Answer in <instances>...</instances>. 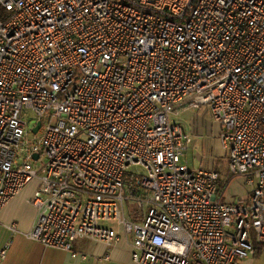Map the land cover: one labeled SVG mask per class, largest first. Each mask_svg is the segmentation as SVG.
<instances>
[{"label": "built area", "instance_id": "obj_1", "mask_svg": "<svg viewBox=\"0 0 264 264\" xmlns=\"http://www.w3.org/2000/svg\"><path fill=\"white\" fill-rule=\"evenodd\" d=\"M203 107L253 187L241 203L181 162L193 136L171 117ZM35 181L23 235L46 248L124 239L133 264L264 249V0H0V211Z\"/></svg>", "mask_w": 264, "mask_h": 264}, {"label": "crops", "instance_id": "obj_2", "mask_svg": "<svg viewBox=\"0 0 264 264\" xmlns=\"http://www.w3.org/2000/svg\"><path fill=\"white\" fill-rule=\"evenodd\" d=\"M183 129L192 136V128L187 130L183 127ZM35 182L28 185L6 208L0 211V249L11 243L6 259L1 261L0 264H89L87 261H89L90 256L86 254L87 246H84L82 242L95 243L98 250L102 249L100 255H97L99 262H112L114 258L123 261L125 260L123 252L126 250L128 254L127 262L133 264L131 247L124 239L113 247H107L104 244L90 240H81L76 246V251L73 250L75 256L72 252L46 248L36 241L27 239L23 233L33 228L38 216L37 209L30 203L38 188V182ZM14 223L17 225L18 232H13L8 228ZM261 249L256 250L242 264H264V249ZM83 255L86 256V259L82 257Z\"/></svg>", "mask_w": 264, "mask_h": 264}, {"label": "rangeland", "instance_id": "obj_3", "mask_svg": "<svg viewBox=\"0 0 264 264\" xmlns=\"http://www.w3.org/2000/svg\"><path fill=\"white\" fill-rule=\"evenodd\" d=\"M171 120L173 123L181 124L187 130L192 128V143L188 151H185L181 157V162L187 164L192 170L206 169L217 171L222 178L223 201L228 204L243 202V199L252 193L253 187L247 184L245 177L232 176L227 159V151L224 150L220 140V125L218 126V124L212 121L207 107H203L200 110H194L192 108L180 109L173 114ZM28 122V130H30L35 121L28 119ZM41 136L42 132L38 135L30 132L28 140L35 142ZM44 161L45 159L42 160V162ZM38 165L40 166L41 162ZM128 172L137 176L145 174V170L141 166H132ZM110 226L117 228L116 224ZM79 241L81 240L74 243V251H76V246L80 243ZM82 243H84V246H87L86 254L90 256L89 261H87L89 264H129L127 262L128 254L126 250H123L125 260L120 261L114 258L112 262L103 263L97 259V255H100L102 249L98 250L97 245L92 242Z\"/></svg>", "mask_w": 264, "mask_h": 264}, {"label": "water", "instance_id": "obj_4", "mask_svg": "<svg viewBox=\"0 0 264 264\" xmlns=\"http://www.w3.org/2000/svg\"><path fill=\"white\" fill-rule=\"evenodd\" d=\"M40 127H41V122H39L38 125H37V127L33 129V133H36L39 130ZM38 156H39L38 154H35L34 155V158L37 159Z\"/></svg>", "mask_w": 264, "mask_h": 264}, {"label": "trees", "instance_id": "obj_5", "mask_svg": "<svg viewBox=\"0 0 264 264\" xmlns=\"http://www.w3.org/2000/svg\"><path fill=\"white\" fill-rule=\"evenodd\" d=\"M221 189L223 190L222 186H221ZM259 249H261V248H259V247H256V250H259ZM256 250H255V251H256ZM261 250H262V249H261Z\"/></svg>", "mask_w": 264, "mask_h": 264}]
</instances>
